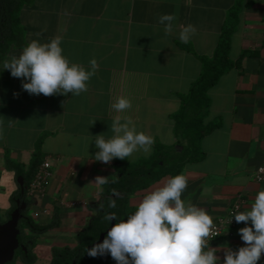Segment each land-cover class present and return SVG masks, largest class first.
<instances>
[{"label": "crops", "instance_id": "crops-1", "mask_svg": "<svg viewBox=\"0 0 264 264\" xmlns=\"http://www.w3.org/2000/svg\"><path fill=\"white\" fill-rule=\"evenodd\" d=\"M234 2L34 0L22 7L20 20L26 27L27 43L33 39L43 43L59 35L63 54L71 62L88 68L89 61L95 58L99 67L88 82L87 92L46 97L30 95L22 89V79L3 69V61L18 56L23 47L12 48L0 64V175L15 178V172L6 167L7 150L14 160L29 164L38 139L44 136L43 163H50L52 175L42 190H28L20 201L32 217L36 212L37 219L33 218L38 224L49 223L56 210L61 221L60 226L37 235L34 262L27 263L16 256L8 264H49L52 248L75 247L77 234L98 214L96 206L103 200V187L90 182L98 175L113 174L118 158L110 164L95 161L98 149L94 139L99 134L112 136L110 125L117 114L110 112L114 98L131 99L133 107L123 115L133 117L137 131L154 137L151 154L156 143L176 141L172 114L179 108V94L188 92L200 73L198 55L213 53L227 11ZM162 14L177 16L172 35L165 36L164 26L158 23ZM187 24L194 25L197 32L188 43H182L178 38L179 26ZM255 50L209 90L207 121L220 119L221 125L203 139L205 158L186 164L181 172L188 178L182 199L207 210L213 223L225 216L236 201L241 205L240 211L246 210L257 192L264 189V181L259 182L254 176L264 160V0H249L243 8L230 56L236 60L244 51ZM150 155L137 152L128 159L134 162ZM172 176L175 175H166L133 193L130 210H136L144 193ZM19 179L16 188L0 190V211L10 209V196L18 188ZM245 226H228L209 244L218 249L220 264L224 248L235 250L244 246L238 230ZM55 230L72 236L73 244L52 246L50 253L40 258V236ZM28 233L34 234L30 230ZM259 264H264V257Z\"/></svg>", "mask_w": 264, "mask_h": 264}, {"label": "clouds", "instance_id": "clouds-1", "mask_svg": "<svg viewBox=\"0 0 264 264\" xmlns=\"http://www.w3.org/2000/svg\"><path fill=\"white\" fill-rule=\"evenodd\" d=\"M176 20L175 14L158 17V23L164 26L165 36L176 30ZM196 32L192 24L180 25L178 38L182 43H188ZM61 45L62 37L59 35L43 43L33 39L18 56L5 59L3 69L9 70L12 77L22 79V89L30 95L51 97L71 93L79 96L88 91V82L96 75L98 62L92 58L88 68L71 62L63 54ZM14 95L18 96V93ZM132 107L130 98H114L110 112L117 114L112 117L110 125L112 136H95L98 149L95 161L110 164L114 159L124 160L137 152L151 154L154 137L137 131L133 117L123 115ZM95 122L93 120V125ZM0 139H3L2 122ZM110 182L117 183V180L110 181L109 176L98 175L90 183L105 185ZM187 186V176L178 174L144 193L136 204V210L126 219H118L114 212H105L102 219L110 222L111 227L102 242L85 249L86 254L93 258L110 255L116 264H220L218 249L208 245L209 238L214 236L213 218L207 210L182 199ZM109 207H116L115 200H110ZM233 218L236 223L246 225L238 230L244 246L235 250L224 248L222 264H259L264 257V189L257 192L246 210L237 208Z\"/></svg>", "mask_w": 264, "mask_h": 264}, {"label": "trees", "instance_id": "trees-1", "mask_svg": "<svg viewBox=\"0 0 264 264\" xmlns=\"http://www.w3.org/2000/svg\"><path fill=\"white\" fill-rule=\"evenodd\" d=\"M34 0H0V64L12 48H22L27 45L26 27L21 23L20 13L22 7L31 4ZM249 0H235L228 9L224 20L219 40L212 54H199L201 70L192 82L186 93L179 94V108L172 114L174 120L173 144L156 143L154 152L149 157H142L131 162L129 159H118L115 172L109 176L110 181L116 179L117 183L102 185L103 200L96 206L98 214L90 221L89 225L76 236L78 244L75 247H53L52 260L49 264H110L115 262L110 255L90 257L85 249L89 248L106 231L110 222L102 217L105 212L116 213L118 219H126L132 213L130 210V197L138 190L148 188L166 175L181 174L186 164L199 162L206 156L202 147L205 136L221 125V120L207 121L211 106L209 90L219 79L232 68L240 66L242 59L255 51H244L240 57L233 60L230 56L233 34L237 30L240 14ZM190 49L189 45L181 44ZM2 72L0 70V77ZM41 136L33 152L29 164L14 160L9 151L5 153V163L9 170L15 172V178H22L23 187L18 183V188L11 194V207L8 216L18 207L17 199L23 201L28 194V188L33 182L44 160ZM110 200H115L116 207L110 208ZM103 206V207H101ZM24 219L20 221V234L18 239L28 249V256H21L27 263L36 260L33 252L36 237L39 233L52 230L60 226L59 211L56 210L52 219L47 224H38L28 210L23 212ZM116 223V221H115ZM28 230L34 234L28 233Z\"/></svg>", "mask_w": 264, "mask_h": 264}, {"label": "built area", "instance_id": "built-area-1", "mask_svg": "<svg viewBox=\"0 0 264 264\" xmlns=\"http://www.w3.org/2000/svg\"><path fill=\"white\" fill-rule=\"evenodd\" d=\"M51 175H52L51 165L48 161H45L44 163H42V166L39 168L38 173L36 174L33 182L30 184L28 188L29 192L35 193L37 191L42 190L47 184ZM254 176L257 181L259 182L264 181V160L256 168L254 172ZM240 206H241L240 203L236 201L230 207L228 213L225 216L219 218L218 221L214 223L215 225L214 236L209 238L208 245L211 244L221 234H223L228 226L232 227L236 224L233 218V214L237 210V208L240 210Z\"/></svg>", "mask_w": 264, "mask_h": 264}, {"label": "water", "instance_id": "water-1", "mask_svg": "<svg viewBox=\"0 0 264 264\" xmlns=\"http://www.w3.org/2000/svg\"><path fill=\"white\" fill-rule=\"evenodd\" d=\"M20 185L23 187V179H19ZM19 203V201H18ZM22 216L21 207L18 206L12 213L11 218L4 223H0V264H8L15 258L16 250L20 246L18 239L19 230V220ZM113 224L115 221L112 222ZM111 227V224L109 228ZM108 228V229H109ZM107 229V230H108ZM107 230L100 234V237L94 243H100L103 241L107 235ZM93 243V244H94ZM89 246L91 248L93 246Z\"/></svg>", "mask_w": 264, "mask_h": 264}, {"label": "rangeland", "instance_id": "rangeland-1", "mask_svg": "<svg viewBox=\"0 0 264 264\" xmlns=\"http://www.w3.org/2000/svg\"><path fill=\"white\" fill-rule=\"evenodd\" d=\"M6 187L8 189L17 187L16 179L12 175H0V190ZM32 214L33 217L37 219L36 212L33 211ZM0 215L5 218V211H0ZM62 233L63 230H55L51 234L40 236V240L38 241V243L40 244V247L38 248L40 258L47 256V254L50 253V248L52 246H64L73 244V237L69 236L68 234ZM20 261L21 259L18 260L19 263Z\"/></svg>", "mask_w": 264, "mask_h": 264}, {"label": "flooded vegetation", "instance_id": "flooded-vegetation-1", "mask_svg": "<svg viewBox=\"0 0 264 264\" xmlns=\"http://www.w3.org/2000/svg\"><path fill=\"white\" fill-rule=\"evenodd\" d=\"M18 201H19V203H18ZM17 204H18V206H20L21 207V213H22V216H21V218H20V220H19V224H20V221L22 220V219H24V214H23V212L25 211V207H23L22 206V203H21V201H20V199H17ZM5 214H6V217L4 218L2 215H0V223H4V222H6L7 220H9L10 218H11V215L10 216H8V214H7V212H5ZM18 227H19V225H18ZM20 230V229H19ZM19 234H20V232H19ZM19 234H18V236H19ZM20 242V241H19ZM23 253V255H25V256H28V249H27V246L24 244V243H21L20 242V246H19V248L16 250V253H15V257L16 256H20V257H22L21 256V254L20 253Z\"/></svg>", "mask_w": 264, "mask_h": 264}]
</instances>
